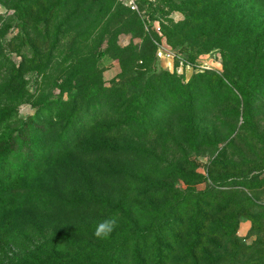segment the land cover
<instances>
[{
	"label": "trees",
	"instance_id": "trees-1",
	"mask_svg": "<svg viewBox=\"0 0 264 264\" xmlns=\"http://www.w3.org/2000/svg\"><path fill=\"white\" fill-rule=\"evenodd\" d=\"M187 1L184 7H190L189 20L175 30H163L168 42L225 49L227 63L234 65L235 72L248 69L243 81L229 78V87L215 75L201 74L185 84L176 74L155 70L157 47L152 34L144 33L137 45L117 44L120 35L143 30L139 17L117 0L50 1L45 25L54 24V14L64 18L49 48L40 45L48 31L32 28L45 11L40 0H16L12 14L0 17V69L4 47L12 52L16 49L23 59L8 82L0 84V228L15 232L31 228L34 234L40 233L33 249L21 257L26 264L226 261L220 242L224 235L235 236L237 222L222 215L233 201H225L213 212L223 192L178 191L169 182L187 177L176 165L169 164L162 183L146 180L136 168L153 162L154 138L178 147L218 143L216 135L207 138L198 116L221 100L229 103L234 88L242 99L245 120L252 118L254 101L263 100L262 95L245 89L248 78L258 84L263 76L264 33L258 32L263 22L249 19L241 6L224 9L218 5L212 11L214 0ZM14 19L15 26H10L8 22ZM68 24L73 27L66 33L74 36L63 54L55 55L58 44L68 37L62 32ZM16 28L17 34L7 38L8 31ZM105 38L109 53L120 64L119 75L109 85L96 62L97 49ZM26 49L31 52L29 58ZM33 65L40 73V84L31 94L22 71ZM55 89L59 93L53 96ZM27 101H34L37 110L33 117L20 121L17 108ZM25 152L28 155L21 158ZM126 164L132 168H124ZM126 185L136 189L124 197L120 190ZM177 194L181 197L175 200ZM163 197L175 201L164 216L157 213L156 218L154 205L146 209L140 204ZM191 206L198 213L186 220ZM112 216L122 224V232L97 239L96 226ZM235 252L241 264H249L247 251L238 248Z\"/></svg>",
	"mask_w": 264,
	"mask_h": 264
},
{
	"label": "rangeland",
	"instance_id": "rangeland-1",
	"mask_svg": "<svg viewBox=\"0 0 264 264\" xmlns=\"http://www.w3.org/2000/svg\"><path fill=\"white\" fill-rule=\"evenodd\" d=\"M40 1L45 11L40 16L39 24H35L32 28L37 26L40 31H48L47 39H42L40 45L41 48H49L55 41V28L62 22L64 15L54 14V24L45 25L50 10V1L53 0ZM125 1L117 0L131 13H135L137 18L139 17L143 30L141 28V32L120 35L117 38V44L120 47H126L130 43L137 45L141 42L144 33L152 34L153 43L157 47L152 64L155 70L176 74L185 84L195 80L201 74L215 75L229 87H231L229 78L243 81L244 76L248 75V69L234 71V65L232 64L231 67L227 63L225 49L217 48L212 44L201 43L199 46H195L191 42H185L182 45L168 42L163 30L165 28L175 30L176 27H181L189 20L190 7L189 5L184 7L187 0H134L137 7V10L134 11L125 5ZM221 1L224 2L221 4ZM0 2H2L0 3V17L11 15V8L16 0H1ZM218 5H223L224 9L226 6L231 8L241 6L248 13L249 19L256 18L264 24V0H214L210 10L215 11L214 8ZM16 22L17 19H14L8 23L10 26H15ZM69 27L73 26L68 24L62 30L63 34L68 37L58 44V51H55V55L63 54L73 38V33H66ZM17 31V28L9 30L6 37L10 38L16 35ZM187 32H190L189 28H187ZM258 32L264 33V27L262 31ZM4 48V64L0 69V84L2 85L8 82L13 68L19 66L23 60L16 54V49L12 52L6 47ZM97 52V67L102 72L104 83L109 85L119 75L120 64L109 53L106 38L98 47ZM158 52H162L161 57L158 56ZM30 55L31 52L26 49V58H29ZM261 73L263 76L258 84H255L253 78H248V82L245 84V89L262 95L263 98L262 101H254L251 120H245L242 99L234 88V95L232 99L229 97V103L223 102L222 104L221 100L220 105L218 104L207 113L198 116L200 127L206 131L207 138L210 139L216 135L218 143L211 147L196 148L192 145L178 147L175 143L164 138H154L153 162L148 166L136 167L140 171L139 174L146 180L162 183V176L170 171L169 164L176 165L187 177L186 181L173 180L169 182L178 191L193 189L197 192L205 190L213 193L223 192L221 201L214 205L213 212L217 209L216 206L224 205L225 201H233L222 215L227 220L233 219L231 223L237 222L235 236L224 235L220 242L221 246H225L226 261L223 264H241L235 255L238 248L247 251L245 260L249 264H264V61ZM22 76L27 84V89L31 94L34 93L39 88L40 73L33 65L23 69ZM53 92V96L59 93L58 89ZM217 94L220 96L219 93ZM34 106V101H27L18 106L20 121H25L28 117L35 115L37 107ZM172 135L179 136L177 133H172ZM29 152L22 153L21 158H25ZM15 161L13 159L11 162ZM124 168H132V166L126 164ZM126 186V189L120 190L124 197L132 195V188L134 191L136 189L134 185ZM175 197L177 200L181 195L177 194ZM170 198L163 197L160 200H152L151 204L143 200L140 204L146 209H151L154 205L153 213L155 212L154 216L157 218V213H162L164 216L165 210L170 209L175 203ZM244 199H247L245 205H243ZM134 200L136 197L132 196V201L134 202ZM134 205L131 208L135 209ZM189 210L186 220L195 218L198 213V210L192 206ZM131 213L135 215L134 211ZM211 216L212 213L209 214V217ZM233 224L231 225L233 226ZM122 228V224L117 223L113 232H122ZM39 239L40 233L34 234L31 228H25L18 232L0 228V264H26L21 257L29 253L33 249L32 245ZM258 259L259 262H257Z\"/></svg>",
	"mask_w": 264,
	"mask_h": 264
},
{
	"label": "clouds",
	"instance_id": "clouds-1",
	"mask_svg": "<svg viewBox=\"0 0 264 264\" xmlns=\"http://www.w3.org/2000/svg\"><path fill=\"white\" fill-rule=\"evenodd\" d=\"M117 226V217L112 216L101 221L95 228L94 236L97 239H107Z\"/></svg>",
	"mask_w": 264,
	"mask_h": 264
},
{
	"label": "built area",
	"instance_id": "built-area-1",
	"mask_svg": "<svg viewBox=\"0 0 264 264\" xmlns=\"http://www.w3.org/2000/svg\"><path fill=\"white\" fill-rule=\"evenodd\" d=\"M125 5L128 6L133 11L137 10V7H136V4H135L134 0H126L125 1ZM157 54H158L159 57L162 56V52H158Z\"/></svg>",
	"mask_w": 264,
	"mask_h": 264
}]
</instances>
